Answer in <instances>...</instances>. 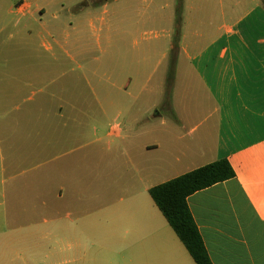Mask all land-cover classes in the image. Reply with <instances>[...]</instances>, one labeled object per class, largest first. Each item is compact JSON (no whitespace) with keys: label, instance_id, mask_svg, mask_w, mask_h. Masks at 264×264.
<instances>
[{"label":"crops","instance_id":"crops-1","mask_svg":"<svg viewBox=\"0 0 264 264\" xmlns=\"http://www.w3.org/2000/svg\"><path fill=\"white\" fill-rule=\"evenodd\" d=\"M84 1L85 15L63 18ZM88 1L0 0V264H196L150 190L222 159L236 177L191 195L190 211L212 264H264V2L182 0L178 52L191 69L180 70L173 115L133 116L155 48L133 40L127 57L113 41L107 67L79 66L78 76L27 65L37 41L70 37L68 22L83 17L93 23L98 7ZM120 2L135 10V0ZM145 2L150 13L128 19L124 50L141 25L176 27V9ZM88 73L106 84L93 87ZM84 81L93 99L82 97Z\"/></svg>","mask_w":264,"mask_h":264},{"label":"rangeland","instance_id":"rangeland-1","mask_svg":"<svg viewBox=\"0 0 264 264\" xmlns=\"http://www.w3.org/2000/svg\"><path fill=\"white\" fill-rule=\"evenodd\" d=\"M135 10L127 11L124 10L122 2L115 3V0H89L88 2L95 3L98 7L97 11L93 12V23L90 24L89 20L85 17L81 19V22H72L68 27L65 28L70 32V37L56 36L55 38H50L48 41H37L29 48L27 55L29 57L28 66L33 67H49L52 70H70L77 69L76 73L72 75L78 76L80 71H78L79 66L84 69L91 68L92 65H102L107 67L106 60L109 57L110 45L112 42L116 41L122 54L126 53V56H132L133 44L135 40L137 42L136 49L139 48H155V55L149 60L148 67L151 68V74L148 76V81L146 84V90L141 97V100L137 102L134 106H131V115L138 116L144 114L148 111V115L157 114H167L173 115L171 112V100L177 98L178 94H181V86L183 82V73L180 71L181 68H190L191 62L180 52L174 54L172 51L168 52V56L165 60H162V69L160 71L153 72L160 61L159 52L165 51L169 48V45L174 43L176 40L177 29L171 25L167 24H148L146 26L141 25V27L135 28L133 36H129L126 40L127 49H123L124 41L123 38L126 37L125 33L128 30L134 31L133 26L129 27L128 19L139 20L142 16L149 14V7L151 6L145 0H135ZM187 3V2H186ZM87 2H81L72 7L71 10H66L62 12L63 18L68 21L71 16L85 15V9L88 7ZM176 5H173V1L158 0V9L163 12H169L171 10H180L181 25L185 14V7L182 0H175ZM68 5V4H67ZM183 5V6H182ZM93 6V5H92ZM95 6H93L95 8ZM54 12V11H53ZM49 12L45 16V20L52 21V13ZM185 12V13H184ZM71 23V22H70ZM187 27V26H185ZM64 29V28H63ZM185 28H183V31ZM191 29V28H190ZM180 41L182 35V27L179 29ZM172 40V42H171ZM122 41V42H121ZM45 43V44H43ZM27 50L23 51L25 53ZM21 53V54H22ZM125 56V55H124ZM74 57V59H72ZM22 58L16 60L18 65ZM99 59V61L97 60ZM59 72V71H57ZM162 72L164 76L166 75V80H164V86L159 90L160 77ZM88 77L91 79V85L96 87L98 85L106 84L105 82H99L97 77H93L88 73ZM51 79H58L59 75H51ZM65 81V80H64ZM63 79L59 80L54 87L50 88L51 93H59L62 91L59 86L62 84ZM41 83V80L38 82ZM42 85V84H41ZM40 85V86H41ZM39 86H36L35 98H41L43 95L38 90ZM48 90V91H49ZM47 92V91H45ZM157 92V93H156ZM105 93V89L102 90ZM82 97L85 99H93L92 91L86 86L85 81L83 82ZM155 100H159L164 105L158 108L152 109V105ZM25 106L21 105L23 110ZM84 112L90 110H98L97 107H84ZM22 112V111H21ZM21 112H16L14 115L21 114ZM1 125V122H0ZM55 157V156H53ZM54 162L58 163V158H54ZM30 174L31 172H27ZM33 174V173H32ZM58 194V180L55 176L52 180V195L54 200L52 204L57 207V196ZM57 210V208H56ZM2 223V217L0 216V230H4ZM54 263V262H53Z\"/></svg>","mask_w":264,"mask_h":264},{"label":"trees","instance_id":"trees-1","mask_svg":"<svg viewBox=\"0 0 264 264\" xmlns=\"http://www.w3.org/2000/svg\"><path fill=\"white\" fill-rule=\"evenodd\" d=\"M262 1L264 2V0ZM180 27V10H177V35L172 49L174 54L178 53L179 50ZM235 177L236 173L230 162L227 159H222L150 190V195L155 204L188 249L196 264L212 263L190 211L188 198L199 191Z\"/></svg>","mask_w":264,"mask_h":264}]
</instances>
